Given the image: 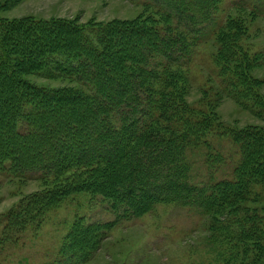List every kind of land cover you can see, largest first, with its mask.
<instances>
[{
	"label": "trees",
	"instance_id": "trees-1",
	"mask_svg": "<svg viewBox=\"0 0 264 264\" xmlns=\"http://www.w3.org/2000/svg\"><path fill=\"white\" fill-rule=\"evenodd\" d=\"M147 2L174 27L120 21L83 26L70 20L34 18L0 23V170L38 173L39 179L82 172L85 178L76 176L45 189L26 209L9 213L7 226L20 229L28 215L35 217L82 191L99 195L114 216L102 226L75 221L60 250L71 247L70 258L83 261L88 256L82 248L93 241L94 232L136 219L157 205L216 218L248 201L253 187H264V128L231 129L211 115L194 116L181 101L154 85L171 80V70L183 65L188 56L190 41L214 24L216 0ZM249 2L252 13L259 15L264 0ZM119 32L129 35L109 44L110 35ZM133 44L140 49L136 58L113 53ZM219 71L222 92L235 99L240 96L239 104H249L257 117L264 114L256 88L247 87L244 76ZM30 74L75 82L81 90L39 87L25 79ZM126 80H130L128 89L123 84ZM109 81L114 87L101 99ZM70 101L94 121L101 120L98 132L90 134L88 116L69 115L74 106L45 115L50 107ZM67 126L74 130H66ZM44 136L48 139L39 144L41 151L34 153ZM211 136L227 138L236 147L229 178L214 179L228 158L211 143ZM198 151L205 167L201 176L194 172ZM120 171L123 176L118 175ZM247 216L225 214L221 222L236 227L239 241L254 245L252 260L238 264H261L264 214L259 220Z\"/></svg>",
	"mask_w": 264,
	"mask_h": 264
},
{
	"label": "rangeland",
	"instance_id": "rangeland-1",
	"mask_svg": "<svg viewBox=\"0 0 264 264\" xmlns=\"http://www.w3.org/2000/svg\"><path fill=\"white\" fill-rule=\"evenodd\" d=\"M250 8L249 0H216L214 24L200 37L190 41L188 56L183 65L171 70V80L166 84L154 82L155 88L181 101L194 116L211 115L223 127L264 128V114L257 117L249 104H239L240 96L235 99L232 94L220 89L219 68L223 74L244 76L243 83L250 89L256 88L260 102L264 105V7L259 15L253 14ZM24 18L70 20L83 26L120 21L174 27L147 0H0L1 24ZM128 35V32L111 34L107 42L113 44ZM139 51L137 44H133L132 47L126 46L113 53L125 57L130 54L136 58ZM25 79L49 89L81 90L77 83L61 78L30 74ZM129 83L130 80L123 81L126 89ZM113 87V82H107L101 99L107 98L108 91ZM76 104L70 101L55 108L50 107L45 115L57 114L63 108L75 107ZM68 113L71 116H88L86 110L76 107ZM89 119V131L94 134L99 131L101 120ZM47 121L49 123L51 120ZM66 130L72 131L74 128L68 127ZM82 135V131L78 133L75 142ZM47 139L41 137L37 145L44 144ZM209 140L223 152L225 159L228 158L227 164L214 174V179L229 178L237 159L236 147L227 138L211 136ZM41 145L35 146L33 152L41 151ZM102 148L107 147L105 145ZM200 153L198 151L194 155V172L197 171L201 176L205 167ZM81 174L39 179L38 173L21 175L6 167L0 170V264H238L247 263L254 256V245L246 240L239 241L236 227H225L221 221L225 214L234 217L248 215L249 219L259 220L264 214L263 186L253 187L254 194L248 201L240 203L239 207L231 211L226 210L225 214L216 218L194 210L161 204L136 219L120 222L104 232H98L100 236L93 231L96 235L93 241L82 248L88 255L83 261L70 258L73 249L68 245L63 248L64 252L60 250L78 219L86 225L97 226L114 219L109 206L99 195L87 191L70 194L43 213L32 218L28 215L20 229L7 226L6 218L13 210L26 209L39 194L53 185L76 176L84 180ZM123 174V171L118 173L120 176ZM74 246L79 247L77 243Z\"/></svg>",
	"mask_w": 264,
	"mask_h": 264
}]
</instances>
